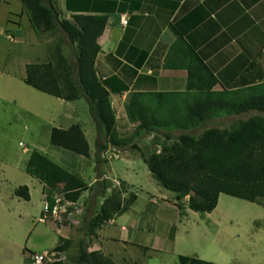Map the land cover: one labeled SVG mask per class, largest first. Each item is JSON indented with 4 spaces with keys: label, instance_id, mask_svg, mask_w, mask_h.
I'll return each mask as SVG.
<instances>
[{
    "label": "crops",
    "instance_id": "1",
    "mask_svg": "<svg viewBox=\"0 0 264 264\" xmlns=\"http://www.w3.org/2000/svg\"><path fill=\"white\" fill-rule=\"evenodd\" d=\"M53 2L59 10L60 18L66 20H71L74 15L105 16L107 18L103 32L97 39L100 51L95 60V72L97 78L105 83L107 89L110 90V102L115 112L117 131L121 138H128L136 128V123H131L126 115V107L133 98H137L139 104L137 106L144 105L149 111L159 114L167 110V105L177 104L180 109L181 104L185 105V100L194 101L195 92L187 90L188 72L186 70V65L189 60H192L193 55H196L216 78L217 84L212 88V91L220 93L223 90H237L240 94H256L264 91V0H53ZM20 14L22 17L18 21L19 24L16 25L18 29L24 31L23 34L19 30L23 35L21 40L30 41L26 33L31 31L32 39L39 40L41 45H45L42 47L45 57L53 56L56 50H61L71 61L74 60L72 45L64 34L56 32L57 39L53 40L49 34L37 36L32 30L27 16L24 15L23 9ZM122 15L127 16L125 26H122L120 22ZM23 16H25L24 21L22 20ZM23 24L25 26H22ZM5 33L8 35L5 30L0 31V36L4 37ZM5 38L7 39V36ZM44 55L42 58H37L35 63L45 61ZM57 100L62 102L63 107L69 108L70 102L58 98ZM253 114V112H248L247 115H243L244 118L241 117V114L228 116L235 119H231L230 125L239 119L246 120ZM60 115L63 117L59 128H69L71 124H68L69 113L67 110L66 113ZM221 118L223 117L213 120ZM63 123L66 125L62 126ZM52 128L58 127L51 126L49 135ZM161 133L157 134L161 135ZM153 136L147 135L146 138L150 140ZM91 150L90 147L89 157L79 156L82 158L80 160L69 158L63 153L59 156L55 154L53 157L55 161H59L68 169H76L77 172L72 173L83 179L88 186L97 181L100 182L102 179L110 180L109 171L115 174L123 172L116 170L114 165L110 167V162L106 163L109 165V170L103 167L105 164L95 165L93 158L95 147L94 152ZM134 158L135 155H126L125 153L124 158L117 159V161L125 162L124 170L127 177L139 168V165L134 162ZM54 160L52 161L54 162ZM12 166L13 169L18 168L21 172L25 171V165L22 169L19 168V165ZM4 168H7L6 164L0 161V182L10 183V180L6 178ZM124 182L129 187L125 180ZM7 185H0V193L4 190H7L8 193L6 200L0 195L2 208L0 218L4 220V223H8L9 219L14 222H24L27 226L25 228V245L17 244L19 250L17 253H13L12 249L5 248L8 242L0 243V264H29L32 253L52 250L59 237L72 242L71 247L66 252H62L65 260L61 264H73L72 258L75 255L76 246L84 239H86L84 241L88 245L89 252L101 251L116 264H138V257L129 254L128 249L136 248L145 252L152 247L151 245L156 246L157 237L155 234L150 237L147 234L143 235L141 240L143 242L136 240L135 236L139 232L143 233L145 229L141 226V220L131 219V222L128 221L130 226H120V231L116 236H112L109 233V228L106 227V225H115V218H122L129 212L131 207L138 202L137 195H135L136 200L129 210L120 216H115L94 235L86 237L84 236L86 233L82 231L74 237L71 233L73 226L66 225L64 227L46 222V219H43L42 210L38 216L36 212L31 214L24 210L31 201V190L34 189L35 184L23 185L28 188L29 200L21 199L24 203L17 209V212L14 199L15 187L5 188ZM37 187L41 193L44 208L48 199L43 193V184L38 181ZM109 190L107 188L106 193ZM90 191H85L81 197L85 205L84 215L89 214L90 207H94L93 210L97 211L102 201L99 189V193ZM146 194L144 207L154 215L158 211L156 207L158 198L154 194ZM162 197V200L168 201L167 198ZM90 202L93 204L91 205ZM172 203L171 205L174 206L175 204ZM20 210L22 213L18 214ZM84 217L81 218L82 227L85 221ZM0 223L2 224V222ZM133 228H136L135 231ZM146 228L148 231L150 230L148 226ZM38 233L46 237V241L49 242L48 248L40 250L32 242V236H36ZM6 235L9 234L0 233V241L4 240ZM119 247L122 252L118 256L117 250H121ZM4 257L8 258L7 262L3 260L1 262V258Z\"/></svg>",
    "mask_w": 264,
    "mask_h": 264
},
{
    "label": "trees",
    "instance_id": "2",
    "mask_svg": "<svg viewBox=\"0 0 264 264\" xmlns=\"http://www.w3.org/2000/svg\"><path fill=\"white\" fill-rule=\"evenodd\" d=\"M20 2L34 33L41 36L62 32L72 45L74 59L71 61L61 50H56L48 62L26 65L24 83L66 102L87 100L96 129L95 165L108 162L103 155L109 148L117 151L116 148L131 146L140 152V158L157 184L174 193L178 201L188 197V209L197 213L213 211L220 194L250 203L264 198V91L256 94H240L237 90L212 91L217 84L216 78L193 55L186 70L187 90L195 92L194 101L185 100L180 109L177 104L167 105V110L157 116L154 111L148 114L144 105L137 106L138 100L133 98L126 107V115L131 123H136V128L131 136L121 138L110 102V90L95 72V60L100 51L97 39L107 18L74 15L71 20H66L60 18L53 0ZM247 112L254 114L225 128L203 126L199 134H192L209 120ZM173 131H180L175 139H171ZM158 132H163L161 135L170 143L166 141L161 147L157 143L160 150L144 155L135 140ZM49 141L52 146L72 154L90 155L89 143L79 124L67 129L52 128ZM24 170L43 184V193L50 207L56 191L63 192L71 201L80 199L81 193L89 190L98 192L99 189L102 198L106 195V181L88 186L79 176L36 150L29 153ZM14 195L29 200L26 186L17 187ZM135 200V194L124 201L118 191H112L85 225L86 235H94L115 216L124 214ZM71 245L70 240L59 237L52 250L66 252ZM72 259L73 264H116L101 251L89 252L84 240L77 244ZM178 260L179 264H214L195 257L179 256Z\"/></svg>",
    "mask_w": 264,
    "mask_h": 264
},
{
    "label": "rangeland",
    "instance_id": "3",
    "mask_svg": "<svg viewBox=\"0 0 264 264\" xmlns=\"http://www.w3.org/2000/svg\"><path fill=\"white\" fill-rule=\"evenodd\" d=\"M21 10L20 0H1L0 2V31L5 30L9 35L5 33L7 39L5 36H0V161L6 164L7 168H4V173L6 178L10 180V183L0 182V185L8 184L5 188L12 186L16 189L20 185L35 184L34 189L31 190V201L24 210L31 214L36 212L38 216L41 210L43 212L41 193L37 190L38 181L31 179L25 171L21 172L18 168L13 169L12 165H19V168L22 169L32 150L44 154L51 160H54L53 156L55 154L59 156L61 153L68 155L69 158L73 157L75 160L82 159L78 155L52 146L49 141L51 126L59 128L63 117L60 114L66 113V110L69 113L68 124H79L85 133L89 146L92 148L91 152H94L96 129L95 123L90 117L88 102L85 98L70 102L69 108H67L63 107L62 102L58 101L57 98L43 94L24 83L25 65L27 63L34 64L37 58H42V55H44L42 47L45 45H41L39 40L32 39L31 31L26 33L30 41L21 40L23 38L21 33L24 34V31L17 27L18 21L22 17H20ZM24 15H26L25 12ZM22 20H25V16ZM22 26H25V24ZM53 39H57L56 34L51 35V40ZM49 58L50 56L47 55L43 62H48ZM153 113L148 112V114ZM247 113H242L241 117L244 118L243 115H247ZM156 115L159 116L160 114L156 113ZM231 119L234 118L223 116V118L216 121L209 120L201 125V128L192 131V134L197 135L206 127L225 128L230 125ZM64 125L66 123H63L62 126ZM179 132L173 131L170 134L171 139H175ZM147 135H154L155 137L153 136L152 139L147 140ZM166 141L162 135L146 134L142 135L135 144L144 155H148L155 149L160 150L156 146L157 143L161 147ZM166 143H170V141ZM109 149H112V147ZM116 149L117 154L120 153V158H124L125 153L126 155H135L133 160L139 165V168L127 177L124 170L125 162L120 160L110 161V167L114 165L116 170L123 172L115 174L109 171L108 177L110 180L102 179L106 181L107 188L110 189L106 195L108 196L116 190L121 194L122 199L127 201L130 199L131 194H135L138 196V202L122 218H115V225H106V227L109 228V233L112 236H116L120 231V226L128 227L131 219H135L141 220V226L145 227L143 233L139 232L135 236L138 242H143L141 241L143 235L147 234L149 237L152 234L156 235V246L151 245V249L149 248L145 252L136 248L134 250L128 249L129 254L138 257V264H179V256L195 257L214 264H264V198H261L258 202L250 203L220 194L217 206L213 211L204 214L193 212L188 209V197L178 201L174 193L164 190L157 184L146 165L138 158L140 152L137 149L131 148V146ZM54 162L68 169L59 161L54 160ZM109 165L105 164L103 167L109 170ZM68 170L77 172L76 169ZM97 175L99 176V173ZM113 178H119L122 181H116ZM124 180L129 187L126 186ZM6 191L0 193L5 200L6 194H8ZM83 193H81L80 198ZM146 193L154 194L158 198L156 202L158 211L154 215L144 207ZM106 195L104 198L101 197V203L107 197ZM162 196L167 198L168 201L162 200ZM14 199L17 212V209L24 202H22L23 199L21 200L15 195ZM81 200L83 199L81 198ZM172 202L175 204L174 206L171 205ZM180 206L181 209L179 210ZM93 209L94 207H90L87 215L83 213V216H85L83 227L81 219L79 226H73V232L71 233L74 237L78 236L80 232L86 231L84 230L85 225L96 214ZM1 210L0 206V212ZM144 210L147 213H144ZM20 213H22L21 210L18 214ZM61 219L62 222H59L56 218H51L48 215L45 221L65 227L67 221L64 217H61ZM0 222H2V224L0 223V233L11 235L10 237L9 235L4 236V240H1L0 243L8 242L5 248L7 250L12 249L13 253H17L19 251L17 244L25 245V228L27 224L9 219L8 223H4L1 218ZM146 226L150 229L149 231ZM135 229L133 228V231ZM84 236L87 237L86 234ZM84 240L86 241V239ZM32 242L40 250L49 247L46 237L40 233L32 236ZM119 248L121 249V247ZM120 252H122V249L117 250L118 256ZM2 260L7 262L8 258H1V262Z\"/></svg>",
    "mask_w": 264,
    "mask_h": 264
},
{
    "label": "built area",
    "instance_id": "4",
    "mask_svg": "<svg viewBox=\"0 0 264 264\" xmlns=\"http://www.w3.org/2000/svg\"><path fill=\"white\" fill-rule=\"evenodd\" d=\"M122 26L127 23V16L122 15L120 18ZM120 154V153H119ZM114 149L108 150L104 153L103 157L106 158L108 162L117 160L120 155ZM85 205L82 200L71 201L65 198L63 192L56 191L53 196V205L50 207L49 204H45L43 208V219L49 215L51 218H56L59 222H62L61 217H64L67 221L68 226H79L80 219L84 213ZM65 260V256L62 252L49 250L39 253H32L30 255L29 264H55L62 263Z\"/></svg>",
    "mask_w": 264,
    "mask_h": 264
},
{
    "label": "water",
    "instance_id": "5",
    "mask_svg": "<svg viewBox=\"0 0 264 264\" xmlns=\"http://www.w3.org/2000/svg\"><path fill=\"white\" fill-rule=\"evenodd\" d=\"M191 195H194L193 192L191 193Z\"/></svg>",
    "mask_w": 264,
    "mask_h": 264
},
{
    "label": "clouds",
    "instance_id": "6",
    "mask_svg": "<svg viewBox=\"0 0 264 264\" xmlns=\"http://www.w3.org/2000/svg\"><path fill=\"white\" fill-rule=\"evenodd\" d=\"M46 204H48V203H46ZM83 216V215H82Z\"/></svg>",
    "mask_w": 264,
    "mask_h": 264
}]
</instances>
